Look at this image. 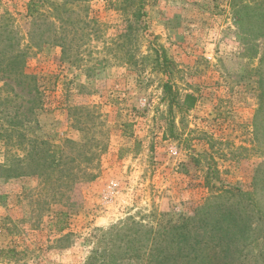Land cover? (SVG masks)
Segmentation results:
<instances>
[{"label":"rangeland","instance_id":"1","mask_svg":"<svg viewBox=\"0 0 264 264\" xmlns=\"http://www.w3.org/2000/svg\"><path fill=\"white\" fill-rule=\"evenodd\" d=\"M29 1L0 0L1 40L32 44L42 111L29 135L73 144L56 172L18 178L0 145V264L89 263L125 247L113 227L178 225L221 189L247 208L242 264H264V0H142L126 14L119 0L57 1L61 29L31 26Z\"/></svg>","mask_w":264,"mask_h":264},{"label":"trees","instance_id":"2","mask_svg":"<svg viewBox=\"0 0 264 264\" xmlns=\"http://www.w3.org/2000/svg\"><path fill=\"white\" fill-rule=\"evenodd\" d=\"M57 1H61L57 8H63L67 2L85 3L89 0H30L26 16L32 21L31 26L42 19L53 27L55 25L52 20H55L59 24L58 28H63V18L48 15ZM136 3L140 6L142 0H119L113 5L126 14V7ZM231 7L236 13L242 9L239 3ZM63 39L58 36L52 40L61 49V62L65 52ZM31 46L30 43L23 49L19 43H7L0 38V145L4 148L8 163L12 165L6 170V178L35 175L44 169L56 172L67 158L62 155L64 146L73 144L66 140L62 145L56 146L29 135L32 127H39L36 118L31 116H35L38 110L42 111L39 79L26 73V60ZM156 55V63L161 60L162 66L167 68L166 55L163 52L159 54L158 51ZM18 88H22L21 91L26 89L33 96L26 100L17 93ZM164 91L175 101L168 83L164 84ZM19 151L24 153L22 159L18 156ZM226 195H232L231 191L221 189L218 195L213 196L214 201H209L194 212V218L182 220L178 225L167 227L168 223L163 224L162 220L156 224V231L142 232L133 227V224L137 225L135 223L129 227V224L123 223L128 233L122 232V228L113 227L111 242L119 240L124 242L125 247L104 250L103 255L90 258L91 261L86 264H94L93 261H98L99 258H102L99 264H107L104 263L105 258L112 260L110 264H242L246 254L243 252L245 238L241 229L245 213L243 211L247 208L241 200L236 202V209L225 207L223 202L228 201L225 199ZM228 219L231 220V225L227 224Z\"/></svg>","mask_w":264,"mask_h":264}]
</instances>
